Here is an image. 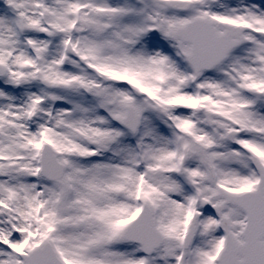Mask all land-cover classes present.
<instances>
[{"label": "snow or ice", "instance_id": "obj_1", "mask_svg": "<svg viewBox=\"0 0 264 264\" xmlns=\"http://www.w3.org/2000/svg\"><path fill=\"white\" fill-rule=\"evenodd\" d=\"M0 264H264V0H0Z\"/></svg>", "mask_w": 264, "mask_h": 264}]
</instances>
